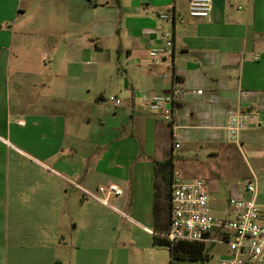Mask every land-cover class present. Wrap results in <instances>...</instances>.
<instances>
[{
	"label": "crops",
	"instance_id": "1",
	"mask_svg": "<svg viewBox=\"0 0 264 264\" xmlns=\"http://www.w3.org/2000/svg\"><path fill=\"white\" fill-rule=\"evenodd\" d=\"M164 30L181 46L152 64ZM174 89L167 124L149 101ZM243 111L249 126L229 142ZM168 158L205 183L216 219L234 217L212 213L225 162L264 204V0H213L207 20L186 0H0V264H169L153 245ZM109 185L122 194L98 193ZM221 239L214 229L205 249L226 255Z\"/></svg>",
	"mask_w": 264,
	"mask_h": 264
},
{
	"label": "built area",
	"instance_id": "2",
	"mask_svg": "<svg viewBox=\"0 0 264 264\" xmlns=\"http://www.w3.org/2000/svg\"><path fill=\"white\" fill-rule=\"evenodd\" d=\"M190 18L209 19L213 0H186ZM164 20L175 18L173 12L159 15ZM160 43L148 52L149 61L157 64L172 57L175 48L181 46L171 31L158 34ZM182 97L178 89L167 95H154L149 101V110L160 115L167 124H172L176 102ZM251 113L235 112L228 117L225 127L227 139L239 140L251 121ZM173 126V125H172ZM176 137V135H172ZM178 148L179 144L175 143ZM248 197H231L227 201L233 219L220 220L211 214L206 185L202 180H185L178 171H173L170 184V220L168 230L159 236L171 244L180 242H206L214 229L221 233L228 253L220 257L219 264H261L264 262V204L257 201V188L252 182L246 185ZM98 193L120 196L115 185L100 186ZM92 196V195H91ZM100 201L104 199L92 196ZM214 243L218 241H212Z\"/></svg>",
	"mask_w": 264,
	"mask_h": 264
},
{
	"label": "rangeland",
	"instance_id": "3",
	"mask_svg": "<svg viewBox=\"0 0 264 264\" xmlns=\"http://www.w3.org/2000/svg\"><path fill=\"white\" fill-rule=\"evenodd\" d=\"M118 26V25H117ZM168 31V30H167ZM43 55H49L48 54V50H46V48H42L40 50V57H42ZM43 64V63H42ZM44 64H47V62H44ZM177 152H180V150H178ZM233 166V163H227L225 162V165L223 167V171L222 173H224L225 175H223V177L220 179L221 180V190H222V197L220 202H215L212 199V206H213V211L212 213L216 216H222V217H228L230 216L229 213V209L227 206V201L229 198L234 197V195H232V191H230L232 186H238V188L243 189L246 187V183L248 182V180L250 178L248 177H239L238 176V172H239V168L237 170L235 169H231L229 167ZM241 173L243 174V169L241 170ZM255 184V183H254ZM261 189H264V184H260L259 185ZM168 193V192H167ZM166 193V189L165 187H163V193H162V197L160 199V206H161V213H160V223L161 225L166 229V225H167V219H168V204H169V200H168V195ZM215 204H220L221 207L217 208L214 205ZM224 209V211H223ZM223 247V246H221ZM220 247L219 245H215L213 243H209L206 245V249H205V254L207 255L208 259L207 260H203V261H199L200 264H219V260H220ZM170 258V256H169ZM182 261H178L177 264H187V263H180ZM198 262V261H197ZM170 264V262H169Z\"/></svg>",
	"mask_w": 264,
	"mask_h": 264
},
{
	"label": "trees",
	"instance_id": "4",
	"mask_svg": "<svg viewBox=\"0 0 264 264\" xmlns=\"http://www.w3.org/2000/svg\"><path fill=\"white\" fill-rule=\"evenodd\" d=\"M157 173L159 172L162 175L164 181V187L166 189V193L168 195L169 200V210H168V225L170 220V184L171 177L173 174V162L172 158H168L164 162H159L155 167ZM159 201L155 200L154 203V216L158 221L160 220L161 209L159 208ZM160 234L165 233L168 229H165L163 226L160 229H157ZM154 246L166 247L169 251L170 255V264H177L178 261H203L207 260L208 257L205 254V243L204 242H180L176 244L169 243L166 239L162 237H154L153 238Z\"/></svg>",
	"mask_w": 264,
	"mask_h": 264
}]
</instances>
